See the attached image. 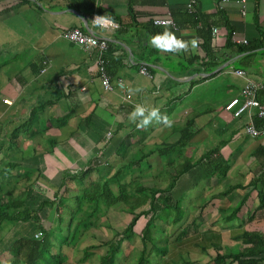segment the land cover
Listing matches in <instances>:
<instances>
[{
  "label": "crops",
  "instance_id": "1",
  "mask_svg": "<svg viewBox=\"0 0 264 264\" xmlns=\"http://www.w3.org/2000/svg\"><path fill=\"white\" fill-rule=\"evenodd\" d=\"M187 2L188 0H94L93 10H88L86 0H0V47L4 40L13 39L16 50L23 51L27 47L29 54H38L31 62L43 59L50 64L44 75L35 77L30 71L28 77H23V83L16 81L25 89V94L18 93L16 88L14 91L9 90V87L15 86L14 78L10 81L4 74L0 76L1 97L8 104L0 103V114L8 111L14 117H19V121H14L16 126L28 116L31 103L36 101L42 83L46 88V101L55 99L58 93L69 94V100L59 99L58 104L50 108L51 112L64 115L68 103L77 105L64 126L47 132L57 137L56 148L60 154L44 156L43 179L47 178L46 163L50 157L61 160L64 165H71L75 161L77 166H83L94 156L102 154L101 163L116 168L121 164L117 154L119 145L125 147L127 158L147 147L153 149L160 144H173L179 139L177 127L188 119H195L196 127L201 128V131L190 141L185 152L192 156L196 153L195 157H199L198 150L211 149L220 142V154L231 166L227 182H248L252 176L251 167L255 163L256 173L262 170L264 156L256 155V160L251 156L255 148L256 154L263 153L264 118L260 135L256 138L245 137L242 130L246 118L234 119L224 110V105L238 97L244 85V80L233 74L237 69L245 71L251 80L261 86L257 98L264 105V47L257 49L256 56L250 60L245 58L246 53L237 55L233 50L224 49L227 32L222 22L225 20L234 30V40L247 42L259 38L254 22V0H245L244 3L241 0H197L196 11L200 19L198 25L192 24L185 12ZM257 2L256 24L264 30V0ZM168 14L174 20L175 27H157L151 23ZM94 15L104 16L121 27L113 30L93 25ZM24 23L27 25H23ZM74 27L107 40L108 49L104 59L105 69L113 86L111 91H104L96 78V51L86 52L63 38L62 32ZM153 27H157L160 32L165 27H170L177 36L189 41L188 48L172 54L152 47L148 36L152 34ZM213 27L217 28L216 35L212 34ZM200 30H211L213 50L218 51V57L223 61L211 73H204L201 69L205 57L201 48ZM193 38L197 39L195 47L190 43ZM142 66L147 68L150 77L139 72ZM26 69H29L28 65ZM117 80L123 82L125 94L130 99L126 100L123 92L118 90ZM136 87L141 91L129 92L130 88ZM8 98L13 99L12 103ZM141 102L160 107L162 113L173 121L172 125L169 127L153 122L146 128L138 127L136 122L129 119V113L136 103ZM88 114L92 117L88 118L87 123L80 125V120ZM5 120L8 122L6 117L0 124L4 125ZM108 132L113 136L112 140H108L111 144L105 139ZM127 135L130 137H126ZM224 140L226 142L223 143ZM22 144L19 149L30 156L32 146L30 143ZM0 156L2 158V154ZM1 158L0 168L4 164ZM150 162L152 168L156 169L152 175L167 165L164 157H152ZM149 175L151 174L146 175V180L153 179ZM189 177L192 176L183 175L177 185ZM239 177L242 179H238ZM216 180L223 186L220 192L223 191L227 186L226 182ZM211 183L212 181L208 182ZM209 192L210 196L216 194ZM241 194L242 191L237 190L231 195V201L222 197L218 203L212 205V201L210 205L216 211L231 209L236 206ZM257 206L256 191L243 207L244 215ZM260 222L264 226V221L256 220L257 225ZM256 229L261 232L264 230L257 226ZM239 231L240 229L233 230L231 236H236Z\"/></svg>",
  "mask_w": 264,
  "mask_h": 264
},
{
  "label": "trees",
  "instance_id": "2",
  "mask_svg": "<svg viewBox=\"0 0 264 264\" xmlns=\"http://www.w3.org/2000/svg\"><path fill=\"white\" fill-rule=\"evenodd\" d=\"M257 3V0H254V22L259 34L258 39L247 41L245 44L235 43L232 26L226 20L222 22L227 32L224 49L233 50L237 55L246 53L245 58L249 60L256 56L257 49L264 47V30L256 24ZM85 6L88 10H93L94 0H86ZM185 12L190 17V22L198 25L199 15L195 17L189 14L186 8ZM200 31L201 48L205 57L201 69L204 73H211L223 61L218 57V51L213 50L211 30ZM151 32L155 34L160 30L153 27ZM42 61L43 59L28 63V68L35 77L39 75ZM16 80L23 83L21 81L24 78L18 76ZM40 87L41 90L39 89L37 93L36 101L31 103L26 118L8 129L4 128L6 120L4 125L0 124V154L4 162L0 168V264H68L71 254L78 249L85 235H88L89 239L83 248L82 261L96 251L103 250L99 264H119L118 254L133 239L135 227L141 218L145 220L140 230L141 250L135 253L132 259L131 254H128L130 257L128 260L133 261V264H152L151 257L154 254L158 259L155 264H185L187 262L183 260V256L190 249L191 252L198 250L208 254L209 251H215V255L209 258V264H264V232L257 229L248 230L243 226V222L239 224V233L236 236L230 234L229 237L234 243L243 246L238 251L228 250L223 253L222 235L211 229L186 238L190 231H197L199 226L197 218H201L202 211L210 202L220 200L222 197L229 202L231 195L237 190L242 191V194L236 206L232 207L230 212L218 209V221L222 219L226 224L231 223L227 228L231 232L235 230L231 227L238 225L232 222L243 218L242 209L251 194L256 191L258 206L246 214V219L251 222L258 217L264 221V166L261 165L262 170L256 173L255 163L251 167V178L244 184L227 182L231 166L220 154L222 145L220 142L211 149L201 150L199 157H195L196 153L192 156L185 152L190 141L201 131V128L196 127L195 119H188L177 127L179 139L173 144H160L153 149H145L146 152L139 150L127 158L125 147L119 145L117 154L121 164L113 173L111 171L114 166L107 164L104 166L101 163L102 154L91 158L86 165H78V170L71 175L67 173L59 185V188L63 189L68 180L77 184L80 189L72 198L65 195L66 188L62 192H54L53 199L42 194L36 181L42 178L43 159L44 156L53 154L58 145L57 137L47 132L64 126L77 105L68 103L64 115H58L56 111L51 112L50 108L57 105L59 99L69 100V94L58 93L55 99L46 101L44 83ZM91 117V114H88L82 118L80 125L87 123ZM253 123L257 130H261L262 119L254 117ZM29 143L32 146L30 156L19 149L21 144ZM261 150L262 154H256L255 148L251 157L255 160L256 155L263 157L264 147ZM152 157L166 158L167 165L162 170L158 169L160 173L156 172L157 174L149 176L154 179L153 185L149 187L143 184V180L146 179V171H151ZM142 159L146 162L145 165L142 164ZM29 169L32 172L28 171ZM197 171L201 172L203 179L215 178L226 182L227 186L200 204L197 215H194L188 225L179 228V233L170 242V236L160 237L157 233L165 229L161 228V225L167 223L176 225L182 222L185 210L181 203L183 197H175L177 183L183 175L192 176ZM33 185H36V189ZM113 187H116V190ZM65 202L71 205L67 211L68 219L64 221L61 216ZM118 205L123 212L130 215L129 222L121 230L114 231L112 238L99 240L92 233V228H111L107 216L109 210ZM51 210L54 211L58 225L55 223L53 226L45 227L43 220ZM216 222L217 220L212 222V225H216ZM37 234L39 236L36 237ZM203 235L204 237H201ZM158 240L163 243L160 244ZM2 258L5 261H2Z\"/></svg>",
  "mask_w": 264,
  "mask_h": 264
},
{
  "label": "rangeland",
  "instance_id": "3",
  "mask_svg": "<svg viewBox=\"0 0 264 264\" xmlns=\"http://www.w3.org/2000/svg\"><path fill=\"white\" fill-rule=\"evenodd\" d=\"M23 25H27V23H24ZM13 39L12 40H4L3 43H1L2 47H0V76H2L3 74L8 77L10 79V81L14 78V87H9V90H13L14 88H16V90L18 91V93L20 94H25L24 92L25 89H22L21 86L16 82L17 80L16 77L18 76H23V77H28V75H30V70L26 69L25 67L28 65L29 62H31L33 59H35V57L38 55L37 53H30L29 54V49L26 47V49H24L23 51L21 50H16V47L13 46ZM22 89V90H21ZM13 91L12 95L14 94ZM4 92V91H3ZM1 87H0V103H2L3 105H8L7 103H5V101H3L2 99V95L1 94ZM17 93V94H18ZM9 101H11L12 103V98H8ZM23 99V98H22ZM8 118V122L5 124L4 128L8 129V128H12V126H14V121H19V117H14L13 113H9L8 111H6V113L0 114V121H3V119ZM16 124V123H15ZM111 140L113 139V136H111L110 138ZM110 140V141H111ZM157 140L155 139V142ZM108 144H111L109 141L107 142ZM210 146V145H209ZM75 147V146H74ZM147 149H150L149 147H147ZM58 148H55L54 153L56 154H60ZM147 150H145L144 152H146ZM100 152V150L98 151ZM132 153V152H131ZM201 154V150H198L197 152V156H200ZM1 158V156H0ZM49 160H47V174L45 172V174L47 175L46 179L39 178L37 179L38 181H36L37 185L41 188L42 191H40L42 194H45L48 198L53 199V197L55 196L54 192H59V191H63L65 188L67 189V192L65 193V195L68 198H72L80 189L79 186H77V184H74L72 182H70L69 180L66 183V186L63 189L59 188V185L61 183V179L66 177V174L69 173L70 175L73 174L76 170H78L77 168V162L73 161L71 163V165H64L61 160L59 161L58 159H54V157H50L48 158ZM142 164L145 165V161L142 159ZM114 163V162H112ZM66 164V163H65ZM147 170V169H146ZM155 168H151V171L147 170L146 174H152L153 171H155ZM115 171V168L112 169V173ZM15 172V171H14ZM157 173H160L157 172ZM156 173V174H157ZM35 175V174H34ZM150 176V175H149ZM203 175L201 174L200 171H197L196 174H193L192 177L187 179H183V182L179 183L176 187L175 190V197H183V201L182 203V208L185 210V214L183 217L182 222L176 224V225H172L171 223H167L164 225H161V228H165L163 231L161 229V231H159L157 233L158 236L160 237H164V235H168V237L170 236V242H172L175 238V236L179 233L180 229L186 225H188L194 215H197L198 213V206L202 203H204L207 200V197L210 196L212 191L213 193H217L220 192V190L222 189V185L220 183L217 182V180L214 178L212 179V183L208 184V182H211L210 180H206L203 179L202 177ZM93 179V177L91 178ZM238 179H242L241 177H239ZM154 179H148V180H143V184L145 186H149L151 187L153 185V181ZM213 185V186H212ZM36 186V185H35ZM33 185V188L36 189ZM209 186V187H207ZM211 187V190H208V188ZM114 190H116V187H113ZM212 193V194H213ZM58 194V193H57ZM56 194V195H57ZM60 194V193H59ZM219 201L213 200V203H218ZM65 207H63V214H62V219L65 221L68 219L67 217V211L69 210V202H65ZM213 206H211L210 204H208L206 206V208L202 211V215L201 218L199 217V219L197 218V222H199V226H197V231H190V233H188L186 238H190L193 237L197 232H201V231H209L210 229L213 230L214 232H219L221 233V235L223 236V243L222 244V248H224L222 250V252L224 253L225 251L227 252L228 250H234V251H238V249H242L243 246L239 245L238 243H234L233 241H231V239H229V234H231V231L227 229L228 226H231V223L226 224L222 219L218 221V212L215 210V208H212ZM121 206H114L113 208H111L109 210L108 213V222L110 224L111 228H92V233L95 234V236L99 239V240H106L109 238H112L114 236V231H119L121 230L130 220V215H128L127 213L123 212L121 209ZM182 209V210H183ZM183 210V212H184ZM225 211L230 212V209H225ZM244 211V210H243ZM182 212V213H183ZM227 212V213H228ZM54 211L51 210L49 215L44 218L45 220H43V224L45 227H49L50 225L53 226L55 223L56 225H58V223L56 222V219L54 218ZM243 218L241 220L236 219L234 220L232 223L236 224L238 226H232L231 228H235L238 229L240 228V223L243 222V226L245 228H247L248 230H255L256 226L259 227V229H264L263 223L260 222L258 223V225L256 224V220H260L258 217L256 219H254L253 221L249 222V220L246 219V215H243ZM214 220V221H213ZM217 220V224L216 225H212V222H215ZM243 220V221H242ZM144 219L141 218L136 227H135V235L133 237V239L131 240V242H129L128 244H126L123 249L122 252L118 254V259L117 262L119 264H133V261L128 260V258L130 259V257H128V254H131V259L132 256L135 253H138L139 250H141V240H140V230L142 229L143 225H144ZM196 222V223H197ZM65 224V223H63ZM62 226V225H61ZM157 229L158 226H157ZM264 232V230H262ZM89 236L85 235V237L82 239L81 243L78 245V249H76L70 256L69 260H68V264H99V257L102 254L103 250H98L95 253H93L91 256H89L86 260L82 261L84 254H83V248L86 246V243L88 242ZM158 242H160V244L163 243V241L158 240ZM192 249L189 250V252L187 254H185L183 256V260L187 263L185 264H209V258L215 255V251H209L210 255L206 252H199L198 250H195L194 252H191ZM155 254L151 257V259L153 260L152 264H155V262H157L158 259H156ZM2 261H5V259H1Z\"/></svg>",
  "mask_w": 264,
  "mask_h": 264
},
{
  "label": "built area",
  "instance_id": "4",
  "mask_svg": "<svg viewBox=\"0 0 264 264\" xmlns=\"http://www.w3.org/2000/svg\"><path fill=\"white\" fill-rule=\"evenodd\" d=\"M197 0H188L186 4V11L189 14L197 16L196 11V2ZM242 3L245 2V0H241ZM244 14V12H243ZM99 15H94L92 17V24L96 25L98 27H101L97 25L94 22V19ZM110 19L107 18V20L104 22V26L101 28H109L113 30H119L120 25L116 22L109 23ZM112 21V20H110ZM164 21H171V24H164ZM152 24L154 26H171L175 27V22L171 18V16L168 14L167 16L163 18H156L152 21ZM212 34H217V28H212ZM62 36L64 39H66L68 42L78 46L80 49L86 51V52H92L93 50L96 51V78L99 81V84L101 88L104 91H111L113 89L111 78L109 77L106 69H105V59L104 55L108 49V42L105 38L98 37L92 32H84L82 29L78 27L69 28L62 32ZM235 43L238 44H245L246 40H234ZM50 68V64L48 61L43 60L41 64V69L39 71L40 75H44ZM139 72L147 77H150V74L145 66H142L139 70ZM233 74L237 77H240L244 80V85L241 90V93L238 97H234L231 100H229L224 105V110L226 112H229L234 118H246V123L243 127L242 133L245 136H249L251 138H256L260 135L261 131L257 130L254 126L253 119L254 117L263 119L264 118V105H262L258 98L257 94L258 91L261 89V86L256 83L255 81L251 80L245 73V71L237 69L233 72ZM116 87L118 90L123 92L125 99H130V96L128 94H125V86L121 80L116 81ZM7 102V100H4ZM112 134L108 132L106 134V140L108 141L111 138ZM39 236V234L36 235V237Z\"/></svg>",
  "mask_w": 264,
  "mask_h": 264
},
{
  "label": "clouds",
  "instance_id": "5",
  "mask_svg": "<svg viewBox=\"0 0 264 264\" xmlns=\"http://www.w3.org/2000/svg\"><path fill=\"white\" fill-rule=\"evenodd\" d=\"M107 20L104 16H97L94 22L103 27L104 22ZM112 23L113 21H108ZM164 24H171V21H164ZM148 42L152 47L160 49L161 51L169 52L172 54L178 53L180 50H186L189 46V41L184 40L182 37L176 35L170 27H165L162 32L155 34H149ZM191 45L195 47L197 45V39L193 38L190 41ZM139 87L130 88V93L140 92ZM129 119L137 123L138 127H148L153 122H159L164 126H171L172 120L170 117L162 113L160 107L147 105L143 102L136 103L132 111L129 113Z\"/></svg>",
  "mask_w": 264,
  "mask_h": 264
}]
</instances>
